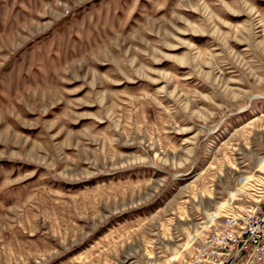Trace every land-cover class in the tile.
<instances>
[{"label":"rangeland","instance_id":"rangeland-1","mask_svg":"<svg viewBox=\"0 0 264 264\" xmlns=\"http://www.w3.org/2000/svg\"><path fill=\"white\" fill-rule=\"evenodd\" d=\"M264 186V0H0V264H173Z\"/></svg>","mask_w":264,"mask_h":264},{"label":"built area","instance_id":"built-area-1","mask_svg":"<svg viewBox=\"0 0 264 264\" xmlns=\"http://www.w3.org/2000/svg\"><path fill=\"white\" fill-rule=\"evenodd\" d=\"M263 258L264 186L252 206L232 208L189 256L173 264H260Z\"/></svg>","mask_w":264,"mask_h":264},{"label":"bare ground","instance_id":"bare-ground-1","mask_svg":"<svg viewBox=\"0 0 264 264\" xmlns=\"http://www.w3.org/2000/svg\"><path fill=\"white\" fill-rule=\"evenodd\" d=\"M263 260H264V258H263ZM263 260L261 261V263L263 262ZM261 263H260V264H261Z\"/></svg>","mask_w":264,"mask_h":264},{"label":"crops","instance_id":"crops-1","mask_svg":"<svg viewBox=\"0 0 264 264\" xmlns=\"http://www.w3.org/2000/svg\"><path fill=\"white\" fill-rule=\"evenodd\" d=\"M261 264H264V260H263V262Z\"/></svg>","mask_w":264,"mask_h":264}]
</instances>
